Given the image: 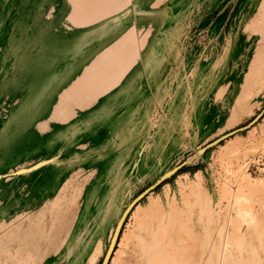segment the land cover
<instances>
[{
	"label": "rangeland",
	"instance_id": "374dc122",
	"mask_svg": "<svg viewBox=\"0 0 264 264\" xmlns=\"http://www.w3.org/2000/svg\"><path fill=\"white\" fill-rule=\"evenodd\" d=\"M263 107L264 0H0V264H99L161 177L108 264H264V112L202 150Z\"/></svg>",
	"mask_w": 264,
	"mask_h": 264
},
{
	"label": "bare ground",
	"instance_id": "6f19581e",
	"mask_svg": "<svg viewBox=\"0 0 264 264\" xmlns=\"http://www.w3.org/2000/svg\"><path fill=\"white\" fill-rule=\"evenodd\" d=\"M65 200H66L65 198L63 199L60 197H56V199L51 202L48 209L44 208L45 209L44 210V224H45L46 220H48V225H49L48 228L46 229V231H44V241H48L50 239V237L52 236L51 234L55 233V235H58L57 236L59 239L58 243L60 246H63V245L68 246L69 245L70 239L72 238V235H73V228H74V226L70 224V216L66 215L65 212L61 208L63 206V204H65ZM238 200H239V197L236 198L235 202ZM122 212H121V214H122ZM47 213H49V214L47 215ZM236 213H237V215H241L242 217L250 216L249 211H247L246 209H242L239 206L236 208ZM118 219H117V221H118ZM117 221H116V223H117ZM112 233H113V231H112ZM111 236H112V234H111ZM111 236H110V238H111ZM117 241H118V239H117ZM117 241H116V244H117ZM5 245H6V243H5ZM115 245L113 247V250L112 251L110 250V252H109L110 257L112 255V252L115 249ZM46 247H48V246H46ZM57 255H58V252H56V251H50V250L48 251L47 249L44 250V263H46L47 261H52L55 257H57ZM110 257L107 260V262L110 260ZM32 262H33V260H32ZM10 264H11V262H10Z\"/></svg>",
	"mask_w": 264,
	"mask_h": 264
},
{
	"label": "water",
	"instance_id": "95a60500",
	"mask_svg": "<svg viewBox=\"0 0 264 264\" xmlns=\"http://www.w3.org/2000/svg\"><path fill=\"white\" fill-rule=\"evenodd\" d=\"M232 1H235V0H232ZM264 112V107L263 109L258 112L248 123H246L245 125H242V126H239V127H236L226 133H223L221 134L220 136L216 137L214 140L210 141L209 143H207L206 145L203 146L202 150H205L206 148L212 146V145H215L217 144L218 142L226 139L227 137L237 133V132H240L242 130H245L247 129L248 127H250L251 125H253L258 119L259 117L263 114ZM164 177H161L159 178L156 182H154L153 184H151L150 186L146 187L144 190H142L139 194H137L128 204L127 206L124 208L122 214L120 215L115 227H114V230H113V233H112V236L109 240V243H108V246L106 248V251L100 261L99 264H108V261L107 260L109 259L110 257V250L112 251L113 250V247L114 245L116 244V241L119 237V234H120V231H121V227L123 225V222L127 216V214L130 212V210L138 203V201L140 199H142L147 193H149L159 182H161L163 180ZM111 258V257H110Z\"/></svg>",
	"mask_w": 264,
	"mask_h": 264
},
{
	"label": "crops",
	"instance_id": "0c3cea01",
	"mask_svg": "<svg viewBox=\"0 0 264 264\" xmlns=\"http://www.w3.org/2000/svg\"><path fill=\"white\" fill-rule=\"evenodd\" d=\"M69 10L71 11V7L69 8ZM70 11H69V13H70ZM68 16H69V14H68ZM93 20H95V18L94 19H91V20L89 18L88 19H83L82 21H80V23H74V22L71 21V23H74V26L78 27V30H80L79 32L82 33L83 36L86 37V35H88V33H89L88 32L89 31V27H86L85 25L90 24L91 21H93ZM129 31H132L133 32V36H134V38H137L136 39V42H137V40L139 39V31H140V29H139V26H138L137 22H134V25L133 26H130V28L128 27L125 31H123L120 34H118L117 36H115V38H113L110 41V43H108V45H106L105 47L109 46V44H111L115 39H117L119 37L126 36L129 33Z\"/></svg>",
	"mask_w": 264,
	"mask_h": 264
}]
</instances>
